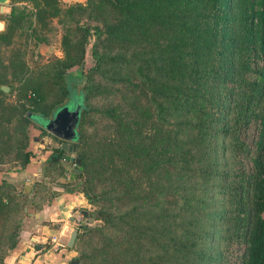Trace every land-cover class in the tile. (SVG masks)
Here are the masks:
<instances>
[{"label": "rangeland", "instance_id": "1", "mask_svg": "<svg viewBox=\"0 0 264 264\" xmlns=\"http://www.w3.org/2000/svg\"><path fill=\"white\" fill-rule=\"evenodd\" d=\"M47 1H41L38 7L33 0H8V8L0 14V88L9 87L0 92V164L16 171L23 152L29 151L27 172L35 173L29 183L15 186L4 179L0 182V264L22 239L26 246L42 249L41 254L54 244L62 247L51 233L64 223L75 226L77 233L67 259H58L56 264H70V259H77V264H123L111 263L101 246L109 243L113 255L118 253L120 257L119 237L124 231L134 239L133 249L142 251V263L137 257L134 264H163L167 256L163 242L172 235L167 231L169 223L174 231L180 227L183 199L178 176L170 181L163 173L167 156L162 154L163 145L152 150L155 156L145 150L163 128L166 115L161 110L166 103L162 93L154 94L142 82L132 56L135 50L150 58L163 56L160 47L164 38L159 37L155 43L121 35L123 31L114 29L120 12L109 0ZM243 5V0H232L233 15L238 16ZM93 45L98 55L110 59L91 71L88 67L95 62ZM81 64L86 66V74L78 86L89 87V111L79 126L81 142L74 152L65 151V157L52 164L46 159L62 140L28 118L27 112L52 116L66 102L61 73H77ZM155 74L163 75L160 70ZM36 85L40 98L33 91ZM130 102L134 104L131 113L127 111ZM126 113L129 125L121 121L114 124L115 118H126ZM225 144L218 141L212 158L218 168L227 169L229 155L221 151ZM80 155L83 160L75 164L74 157ZM74 167L80 171L73 172ZM76 172L82 176L76 177ZM207 180L210 193L202 191L201 197L207 208L221 211L226 206L227 188L221 181ZM82 186L98 195V201H89L79 192ZM47 207L51 211L43 214L42 209ZM98 209L109 221L93 218ZM124 221L127 225L122 226ZM98 223L101 226L95 228ZM221 227L207 217L199 233ZM33 236L39 239H31ZM222 245L218 237L213 244L198 242L200 248L209 246L211 253L221 250ZM239 249L227 260L236 262Z\"/></svg>", "mask_w": 264, "mask_h": 264}, {"label": "trees", "instance_id": "2", "mask_svg": "<svg viewBox=\"0 0 264 264\" xmlns=\"http://www.w3.org/2000/svg\"><path fill=\"white\" fill-rule=\"evenodd\" d=\"M18 1L24 0H11ZM33 1L38 7L41 1L48 3ZM243 1L242 12L235 16L232 0H109L120 12L114 29L123 31L121 35L155 43L159 37L164 38L160 47L163 56L150 58L142 52L138 55L136 50L132 56L142 82L154 94L162 93L166 103L161 110L166 115L163 128L145 150L155 156L152 150L163 145L162 154H167L163 173L170 181L178 176L183 199L180 227L174 231L169 223L167 231L172 235L163 242L167 248L163 264H264V0ZM92 54L95 62L88 67L91 71L110 59L98 55L94 45ZM158 70L163 77L156 76ZM85 74L84 64L78 66L77 73H61L66 96L63 105L80 104L76 137L71 141L75 147L81 142V120L89 111V87L78 86ZM38 90L39 85L33 87L40 98ZM127 107L131 113L134 104L130 102ZM125 115L115 118L114 124L121 121L129 125V114ZM27 117L43 128V121L50 118L44 112H27ZM218 141L227 143L221 146V151L229 155L227 169L218 168L212 158ZM51 151L46 159L49 163L58 164L65 157L60 145ZM30 155L23 152L19 169L28 164ZM74 175L82 176L78 172ZM207 179L221 181L227 188L226 206L221 211L207 208L201 197L202 191L210 193ZM78 191L89 201H98L99 196L88 192L86 186ZM106 215L101 209L93 212L94 219L109 221ZM207 217L222 227L199 233ZM100 226L98 223L95 228ZM127 235L124 231L119 237L120 257L118 253L113 255L109 243L101 246L111 263H142V251L133 249L134 239ZM217 237L223 243L221 250L211 253V245L207 249L198 247V242L213 244ZM235 249H239L238 260H227Z\"/></svg>", "mask_w": 264, "mask_h": 264}, {"label": "crops", "instance_id": "3", "mask_svg": "<svg viewBox=\"0 0 264 264\" xmlns=\"http://www.w3.org/2000/svg\"><path fill=\"white\" fill-rule=\"evenodd\" d=\"M8 6L4 3L3 5H0V14L4 12ZM3 23L0 20V27H2ZM29 164V163H28ZM28 164L26 166H28ZM26 166L23 169H17L16 171H8L5 169L4 164H0V182L4 179V181H8L11 185H15L18 183H29L31 182V176L34 175L35 173H28ZM4 167V168H3ZM35 172V171H34ZM65 194L62 195V198L64 197ZM60 201V200H59ZM48 211H51V209L44 208L42 209V213L45 214ZM49 213V212H48ZM42 214V215H43ZM71 224H62L61 226H57L54 229V233H51V236H54L57 239L60 237V235H64L66 237V230L68 227H71ZM45 238V236H43ZM39 239L37 236H33L31 239ZM58 243V242H56ZM59 244V243H58ZM60 248H56V244L52 245L49 249L45 250L41 254L42 249H39V247L36 246V248L26 246L24 244V239L20 240L18 244L10 251H8V254H6V257L4 259L3 264H56L60 262V259H67L69 256L68 250L71 248L59 244ZM60 258H58V255ZM62 255V257H61ZM72 259L69 260V262Z\"/></svg>", "mask_w": 264, "mask_h": 264}, {"label": "water", "instance_id": "4", "mask_svg": "<svg viewBox=\"0 0 264 264\" xmlns=\"http://www.w3.org/2000/svg\"><path fill=\"white\" fill-rule=\"evenodd\" d=\"M8 0H0V5H3ZM8 86L1 85L3 91L8 90ZM80 114V104H75L73 107L71 105H63L57 108L53 115L50 116L46 121H43L42 125L45 129L52 133L54 136L62 140L60 146L63 150L68 152H74L76 149L75 145L71 141L76 137V126L78 123V115ZM75 164H78L80 158L78 156L74 157ZM80 171L76 167L73 168V172ZM77 233V228L75 226L68 227L66 230V237L60 235L57 239L59 244L71 247L74 243ZM77 259H72L70 264H77Z\"/></svg>", "mask_w": 264, "mask_h": 264}]
</instances>
